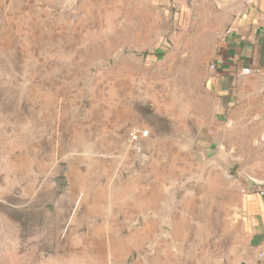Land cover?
Returning <instances> with one entry per match:
<instances>
[{"label":"rangeland","instance_id":"374dc122","mask_svg":"<svg viewBox=\"0 0 264 264\" xmlns=\"http://www.w3.org/2000/svg\"><path fill=\"white\" fill-rule=\"evenodd\" d=\"M221 22L214 0H0V264H235Z\"/></svg>","mask_w":264,"mask_h":264},{"label":"crops","instance_id":"0c3cea01","mask_svg":"<svg viewBox=\"0 0 264 264\" xmlns=\"http://www.w3.org/2000/svg\"><path fill=\"white\" fill-rule=\"evenodd\" d=\"M214 2L222 14L210 58L214 68L210 66L206 80L215 101L214 141L242 164L239 215L244 237L234 262L264 264V0ZM247 66L252 72L242 74Z\"/></svg>","mask_w":264,"mask_h":264},{"label":"built area","instance_id":"2783aa9c","mask_svg":"<svg viewBox=\"0 0 264 264\" xmlns=\"http://www.w3.org/2000/svg\"><path fill=\"white\" fill-rule=\"evenodd\" d=\"M231 32V30L230 29H228L227 30V33L229 34ZM211 67L212 68H214V65H211ZM252 72V69L250 68V67H243L242 68V70H241V73L242 74H250ZM141 136H147V132H142V131H134L133 133H132V137L134 138V139H138L139 137H141ZM260 193L262 194V195H264V190H260Z\"/></svg>","mask_w":264,"mask_h":264},{"label":"water","instance_id":"95a60500","mask_svg":"<svg viewBox=\"0 0 264 264\" xmlns=\"http://www.w3.org/2000/svg\"><path fill=\"white\" fill-rule=\"evenodd\" d=\"M236 163L235 160H231L229 161L228 164L226 163H222L221 165L226 169V170H229L234 164Z\"/></svg>","mask_w":264,"mask_h":264}]
</instances>
